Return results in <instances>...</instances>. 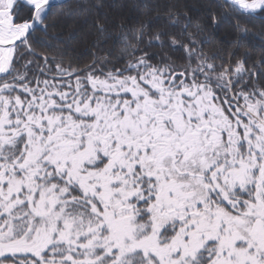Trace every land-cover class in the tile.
Listing matches in <instances>:
<instances>
[{
  "label": "snow or ice",
  "instance_id": "obj_1",
  "mask_svg": "<svg viewBox=\"0 0 264 264\" xmlns=\"http://www.w3.org/2000/svg\"><path fill=\"white\" fill-rule=\"evenodd\" d=\"M104 7L0 0V264H264V0Z\"/></svg>",
  "mask_w": 264,
  "mask_h": 264
},
{
  "label": "trees",
  "instance_id": "obj_2",
  "mask_svg": "<svg viewBox=\"0 0 264 264\" xmlns=\"http://www.w3.org/2000/svg\"><path fill=\"white\" fill-rule=\"evenodd\" d=\"M147 2L148 0H104L105 7L100 9V14H106L112 18L134 16L139 12V5ZM84 19L82 17L73 24L71 30L77 35L78 39L67 49L68 55L81 63L88 62L94 51L90 47V41L84 39L88 30L84 25ZM88 19L90 22L91 18ZM214 37L215 39L211 43L230 41L233 38L230 26L227 24L221 26L214 33ZM252 43L259 47L258 39H253ZM254 55H258V53H254Z\"/></svg>",
  "mask_w": 264,
  "mask_h": 264
}]
</instances>
